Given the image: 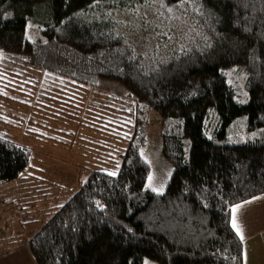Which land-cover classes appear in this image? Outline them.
<instances>
[{
	"label": "trees",
	"instance_id": "16d2710c",
	"mask_svg": "<svg viewBox=\"0 0 264 264\" xmlns=\"http://www.w3.org/2000/svg\"><path fill=\"white\" fill-rule=\"evenodd\" d=\"M152 1L195 5L192 33L167 53L119 28V11ZM2 59L83 86L119 83L138 108L178 120L177 131L163 123L165 191L144 189L150 166L130 145L116 175L90 174L29 239L36 264H243L230 211L264 194V0H0ZM229 71L245 76L244 104ZM240 120L254 135L229 144ZM29 160L0 133V186Z\"/></svg>",
	"mask_w": 264,
	"mask_h": 264
},
{
	"label": "rangeland",
	"instance_id": "374dc122",
	"mask_svg": "<svg viewBox=\"0 0 264 264\" xmlns=\"http://www.w3.org/2000/svg\"><path fill=\"white\" fill-rule=\"evenodd\" d=\"M194 10L191 2L173 8L154 1L144 2L119 11L117 20L126 37L135 36L139 43L151 44L159 53H167V48L192 33ZM162 32H166L163 33L166 39L159 45L157 35ZM226 77L235 90L236 100L246 103L245 76L239 71H229ZM54 80L65 81L20 63L0 60V132H5L7 140L14 138L22 143L30 156L37 158L38 154L40 160H45L41 168L0 186V258L13 254L19 246L28 250V241L34 234L31 225L24 222L37 221L44 202L39 196L42 192L51 203L48 207L51 218L93 172L116 175L130 145H138L150 166L144 189L162 194L173 173V166L163 156L162 132L165 122L172 131H177L178 120L164 122L154 111L138 108L128 90L113 81L101 82L98 87L53 84L50 99L43 97L46 101L38 102L36 94L50 92L48 86ZM242 120L228 130L229 144L245 143L254 135ZM140 125L144 134L135 136ZM28 177L33 182V177L39 179L36 199L6 198L8 194L24 195L31 184ZM144 264L156 263L145 259Z\"/></svg>",
	"mask_w": 264,
	"mask_h": 264
},
{
	"label": "crops",
	"instance_id": "0c3cea01",
	"mask_svg": "<svg viewBox=\"0 0 264 264\" xmlns=\"http://www.w3.org/2000/svg\"><path fill=\"white\" fill-rule=\"evenodd\" d=\"M69 83L78 84L75 82H69V81L58 82L54 80L51 83H49L48 87H50V92L47 93L45 90L44 95L42 94L40 95L37 93L35 96V99L38 102L46 101L44 99L49 100L50 96L52 95L51 89H53V84H59L61 87H63ZM3 134H5V132H3ZM10 141L22 146V143L16 142L14 138ZM34 153H36V151ZM32 155H33V152H32ZM30 157L31 158L28 164L29 168L27 167L26 171L22 174V176L28 174L30 171L41 168V166L43 165L42 162H45V160L39 159L38 154H37V158H34L33 156H30ZM42 173L43 171L41 169V174ZM40 177L45 178V176H42V175H40ZM33 180L36 183V185L32 181L31 177H28V181L31 184L29 188L26 190V192L24 193V195L22 193L21 195L8 194L6 198H12L13 200V198L19 196V198L26 197L27 199H36L38 197L37 187H38L39 179L36 177H33ZM13 188L14 187H11L8 190L15 191L16 188L14 189ZM39 196H41L40 200L44 202H42V209H41L40 215L38 216L37 221L30 219L24 222V224L31 225L32 234H36L42 228L43 223L46 220L51 219L49 218L50 214L48 212V207L51 205V203L49 202V199L46 198L47 195L44 194V192H42V195H39ZM234 208L237 209L235 213H233L232 211V209ZM234 218H235L237 229L240 235H237V229H233L232 227ZM38 221H40V224ZM230 224H231L232 229L234 230V232L236 233V235L238 236V238L241 240L243 244V248H244L243 249V264H264V194H261L252 199H249L247 201L234 205L230 211ZM12 253L13 254L8 255L6 257L2 256L0 258V264H36L34 260L32 259L29 251L21 248L20 246L17 248L16 251H13Z\"/></svg>",
	"mask_w": 264,
	"mask_h": 264
},
{
	"label": "snow or ice",
	"instance_id": "6c2138e0",
	"mask_svg": "<svg viewBox=\"0 0 264 264\" xmlns=\"http://www.w3.org/2000/svg\"><path fill=\"white\" fill-rule=\"evenodd\" d=\"M110 174H111V173H110ZM237 207H239V206H237ZM236 210H237L236 208L232 209L233 213H235ZM232 227H233V229H237V224H236V222H235V218L233 219ZM237 235H240L238 229H237Z\"/></svg>",
	"mask_w": 264,
	"mask_h": 264
}]
</instances>
